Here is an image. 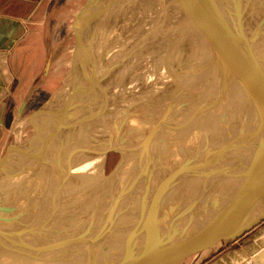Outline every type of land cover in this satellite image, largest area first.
I'll return each mask as SVG.
<instances>
[{
  "label": "water",
  "instance_id": "obj_1",
  "mask_svg": "<svg viewBox=\"0 0 264 264\" xmlns=\"http://www.w3.org/2000/svg\"><path fill=\"white\" fill-rule=\"evenodd\" d=\"M154 3L155 0H81L62 43L64 58L55 86L44 100L24 117L22 114L29 98L19 108L16 116L20 121L11 126V140L0 154V233L6 226L13 228L14 231H10V234L17 239L19 255L28 259H19V264H191L206 259L223 247L240 240L264 222V80L257 72L260 68L256 66L255 44L248 42L245 34L240 40L242 44L249 46L250 43L252 46L249 56L254 66L248 65L244 74L249 84L248 92L256 100L261 132L257 144L252 145L250 151L253 161L249 172L235 190L215 196L203 194L175 219L169 220L166 219L162 204L165 195H155L151 201L157 210L156 215L149 217V220L148 217L143 219L146 221L138 229V237L134 241L118 237L117 249L113 247L112 241L121 231L122 223H119L118 218L127 214L122 213V210L118 213L121 215L117 217L111 213L112 208H109L103 221H97L93 213L86 221L82 220L78 224L80 217L70 220L58 215L54 219L55 222H52L53 229L49 237L44 234L46 229L40 228L42 226L38 227L37 223L32 226V219H28L27 228L24 219H21L24 223L20 221L21 215L24 216L20 202L25 182L37 187L35 177L33 178L34 166H42L45 152L51 155L54 150L58 157L54 147H47V141L52 140L54 145L59 143L61 147L59 137L68 134V130L62 132L60 129L61 115L68 117L69 112L82 100L109 83L105 80L109 74L111 76L114 73L112 80L117 70H121V63L129 57L125 58V53L118 59L108 57L112 47L117 49V45L122 44L126 48L133 43L131 55L135 50L139 51L142 44L147 43L153 36L145 34L143 39L134 43L133 36L125 38L122 35V38H125L122 39L121 33L125 30L127 34L132 30L143 10H150ZM128 23L129 26H126ZM110 40L111 50L106 54V49L102 47L109 44ZM126 49L129 51V48ZM261 58L264 59V56L261 55ZM50 70L49 60L40 76L42 82L48 77ZM44 83L38 84L36 90H40ZM109 153L119 156L117 165L108 176L111 177L116 173L118 166L123 165L124 160L120 150L111 145L103 151L101 158H105ZM62 154H66L65 150ZM58 159L51 162L55 169L58 168ZM207 185L206 177L204 188H207ZM62 186L61 179V182L58 181V189L61 190ZM56 196H59L58 193ZM59 201L67 202L66 199L55 197L53 205L59 204ZM122 203L125 202L122 200ZM12 206L14 211L9 221ZM220 212L223 215L220 216ZM207 214H211L212 219L208 220L210 215ZM21 228H26L28 232L20 234ZM38 229L39 235L36 234ZM27 233L31 246L24 242L23 235Z\"/></svg>",
  "mask_w": 264,
  "mask_h": 264
},
{
  "label": "rangeland",
  "instance_id": "obj_2",
  "mask_svg": "<svg viewBox=\"0 0 264 264\" xmlns=\"http://www.w3.org/2000/svg\"><path fill=\"white\" fill-rule=\"evenodd\" d=\"M183 1L184 2L181 3L180 0H155V10L154 7H150L148 11L147 8H145L142 15L139 16V19L135 21V25H133L132 30H130L131 32L129 31L126 34L124 30L121 33L125 38L127 36H133L135 38L137 34V38L139 35H142L141 39H143L145 34L153 35L148 39L147 43L144 42L141 47L139 46L141 48L139 51L135 50L131 55L130 53L132 50L126 52L125 54H127V56L125 58H129L126 59L123 64L136 68L140 66L139 69H144L145 66L149 67V72L151 74L155 73L159 84L165 81L164 77L166 74L174 75L172 77V82H169V80L165 82L167 87H165L166 92L163 90L158 94V107L160 108V112H157L155 117L156 124L154 134L157 137H163L165 142H170V131L177 130V127H179L178 129H185L182 150L187 152V149H189L193 152V156L184 155V158L182 156L183 161L182 159L178 161L177 156L179 153H174L173 155L176 157L172 162V169L168 171V175H164L160 180L161 189H159V193L156 194L163 195L167 193L165 194L166 202L171 201V205L169 203L167 207L168 211L165 208L167 220L175 219L188 205H190V203L200 199L203 194L205 196L227 194L241 185L252 165L253 157L250 158L252 145L257 144L259 132H261L259 115L256 110V100L253 96L251 97L248 92L249 84L246 78L247 76L245 77L244 74L249 64L246 66L245 63H239L238 55L240 54L238 48L237 50L234 49V54L226 37L220 32V26L229 28L230 25L225 22L221 11L218 10L216 16H218L219 19H214L212 16L214 21H211V23L214 22V32H210L206 35L204 33L205 28L200 26L195 20H192L193 16L186 10L187 7L192 6L188 4L190 0ZM200 1L201 0H195L194 2L197 8H199L195 17H199V19L202 20L204 15L208 13V8L212 5V0H205V2L207 1V8L203 9L199 6ZM238 1L243 4L248 3V0ZM80 2L81 0H52L53 5H55L54 8L49 11L50 14L47 15L42 26L38 24V29L40 31L37 35L39 39L35 43L43 46V40H46L48 47L45 61L50 60L51 68L48 77H45L43 82L40 80V76L44 69L45 61H43L42 56L37 57L32 55L37 48L30 49L29 53H25V57L20 58V60H24V63L19 66V71L15 74L14 101L16 103L11 105L12 112L10 111L8 113L6 126L0 128V154L11 140V126L20 121V118H17L16 115L22 103L27 102L29 98L26 110H24L22 114V117H24L35 108L38 103L44 100L46 95L49 94L55 86L64 58V45L63 47L61 46L62 48L60 51L58 48H55L53 46L55 44L57 45L55 38L59 36L61 38L60 42L63 43L68 25ZM207 15L210 17L209 13ZM189 16H191L192 21L189 20ZM229 18L230 20H234L233 17ZM60 20H64L65 22H62L61 26H58ZM144 21H148L145 25L150 23V29H148L149 26L145 27L147 29L143 27ZM156 21L158 27H154ZM236 26L237 25L231 26L230 28L234 33L236 31L238 34L240 29ZM54 28L60 30L52 32ZM19 29L22 31V28ZM53 33H55V35L48 41L49 35ZM182 34L194 38L195 44H193V42L187 44L188 41L185 40L183 42H177L179 39H183L184 36ZM239 34L241 35L240 32ZM31 37L33 38V36ZM171 45H174V48H170ZM197 45L201 47V51H203V55H205V62H203L201 67L199 66V73L194 68L197 61L196 55H198L197 52H194ZM248 47L253 49L252 46ZM262 49L264 50V47ZM114 55L112 57H114ZM122 55H124V53H121V56ZM169 55L171 59H167L166 62L165 57ZM192 59L194 60V64ZM251 59L252 58H250V64L254 66ZM157 62H159L160 67ZM191 68H193L194 71H192ZM165 71L168 72L165 73ZM262 71L264 70L261 68L257 71L260 77L262 76L261 79L264 78V73ZM159 74L161 77L162 75L164 77H158ZM209 75H211L210 79L208 77ZM257 78L259 79V77ZM41 83H44V85L42 84V86H40L38 92L36 87ZM112 83L113 81H111V86ZM130 89L132 90L127 91L123 89L121 90L122 93L120 91L119 94L115 96V99L111 101L112 104L111 107H109L108 115H111V111L113 115L121 102L123 107L119 109V115L117 117L121 119V112H123L125 116H132V114L136 113L138 108L132 105L133 112H130V106L128 104L132 102L133 98L135 101L138 94L133 90H137L138 88L132 87ZM189 110L191 113H189ZM130 129L131 127L126 128V131H123L122 134L115 137L112 136L109 141H116L119 136L122 137L128 132L130 133ZM89 135H85L86 141L92 143L94 140ZM156 140L159 143V139ZM145 147L146 146L143 147L144 150L146 149ZM140 157L141 155L137 156L136 160L140 159ZM118 160L119 156L117 154L109 153L102 161H99L97 166L91 171V174L97 179L108 178L117 165ZM129 160L130 158L119 175L114 176V178L106 182L105 189L108 195L113 192L115 184L127 168ZM148 177H146V175L144 176L145 180L142 184L144 183V187L149 184L151 187L148 189H154L155 185L153 182L151 183L150 178V181H148ZM206 177L208 179V185L207 188H204V180ZM144 178H142V180ZM144 187L141 186V191L144 190ZM148 189H146L147 192L145 190L140 194L141 198L144 200V204L141 206H146L145 210H142L140 207V201H138L141 199L140 197L137 199L133 198L132 200V196L135 195L136 189L130 193L132 196L126 204L127 214L125 215V220H123L125 223L119 232L121 237L134 241L138 237V229H140L146 221L143 219L148 217L147 220H149V217L151 218L156 215L157 210L155 205L151 203V199L147 197L149 194ZM227 214L229 213H225V215ZM219 215L221 216L223 213L220 212ZM207 216H209L208 220L212 217L211 214H207ZM131 245H133V243H131ZM118 252L120 253V249H118ZM0 264H2V262Z\"/></svg>",
  "mask_w": 264,
  "mask_h": 264
},
{
  "label": "bare ground",
  "instance_id": "obj_3",
  "mask_svg": "<svg viewBox=\"0 0 264 264\" xmlns=\"http://www.w3.org/2000/svg\"><path fill=\"white\" fill-rule=\"evenodd\" d=\"M180 2L183 3L184 1L180 0ZM194 2L195 0H190V3L188 2V4L189 6L192 5L191 6L192 8L187 7L186 10L191 16H193L192 20H195L197 23H199L200 26L205 28L204 33L206 35H208V33L210 32L211 33L214 32L213 31L214 22L211 23V21H214L212 16L214 17V19L216 18L219 19L218 16H216V13L218 12V10H220L222 16L225 19V22L228 23L230 27L237 25L236 27L240 29L239 32L241 33V35L239 34V32L238 35L237 32L235 31L234 33V31L230 27L229 29L220 26L221 28L220 32H222L223 36L226 37V40L229 42L231 49H233L234 54H235L234 49L237 50L238 48V52L240 54L238 55L239 63L240 64L245 63L246 66L248 64L250 65L251 56H248V54L250 55L252 49L242 44L240 40L245 34V37L247 38L248 42L252 41V43L255 44L254 45L255 53L254 52L253 53L255 54L256 66H259V68L264 70V59L261 58V55L262 57L264 56V50L262 49L264 47V0H248V3L246 4L240 3L238 0H212V5L210 8H208V13L210 17L207 15L208 13H206L202 20H200L199 17L198 18L195 17L196 12L199 10V8H197ZM206 2L205 0H201L199 2V6L201 9L207 8ZM152 7H154L155 10V6ZM228 15L229 17H233L234 20H230ZM191 16H189L190 21H192ZM147 22L144 21L143 27L145 28L149 26L148 29H150L151 28L150 23L145 25ZM157 24L158 23L156 21L154 23V27H158ZM126 26H129V23ZM182 35L184 36L183 39H179L177 42H183L185 40L188 41L187 44L189 42H193V44H195L194 38H191V36L188 35H184V34ZM137 36L138 35L136 34L134 38L135 43L141 39L142 35H139L138 38ZM121 38H122V34H121ZM109 42H110L109 44H106L105 46L102 47V49L103 48L106 49V54L107 53L109 54V51L111 50L110 45H112V42L111 40ZM198 45L196 46V49L194 51L198 53V55H196L197 61L194 68L199 73L200 72L199 66L201 67L203 65V62H205L204 61L205 55H203L204 52L201 51V47ZM122 46H123L122 44L121 46L117 45L116 47L117 49L112 47V50L108 55V57L111 56L112 58V56L115 54L113 58L118 59L119 56H121V53H126V51L128 50L126 48H129V51H131L132 48L134 47L133 43L131 45L129 44L126 48ZM249 46H251L250 43ZM170 48H174V45H171ZM96 56L98 58V55ZM169 57L170 55L168 57H165L166 62L167 59L168 60L171 59ZM157 63L159 64V62ZM193 64H194V60H193ZM125 65L126 64L121 63L120 66L121 70L119 71L117 70L113 79L111 80V77L114 75V73H112L111 76L109 74L105 79L108 80L109 83L104 88L99 87L100 92L99 90L95 91V93L92 96L82 100L78 106H76L75 108H73L71 112H69V114L67 115L68 117H65V114L64 116L63 114L61 115V119L59 122L61 127L60 129L62 130V132L63 130L65 131L68 130L67 132L68 134L65 133L63 137L58 136L59 137L58 141L62 144V146L60 147L59 143L54 145V143L51 142L52 140L47 141V147L48 146L54 147L58 152V157L56 156L54 150L51 151L52 156L45 152L44 157H42V163H43L42 166L40 167L39 165H36L34 166V170H33V178L35 177L34 181L37 184V187H35L34 185L31 186L28 185L29 182L27 183V181L25 182L24 185V191H23L24 194L22 195L20 202L21 204L20 207L23 208L24 210L23 212L24 216L21 215L20 221L23 222V220L21 219H24V222L26 223L25 226L26 228L28 227V222L31 221L32 219L31 222L32 226L33 224L36 223L38 227L42 226L40 228H45L46 230L44 234H46V237H49L51 236V232L53 229L52 222L53 223L55 222L54 219L58 215L61 218H66V219L68 218L70 220H75L76 218L80 217L79 218L80 220L77 221L78 224L82 220L86 221L87 217H89L93 213L97 217L96 219L97 221L98 220L103 221L104 218L107 216V212L109 208H112L111 213L113 215L119 217L121 214L118 213L121 212V208L123 205L125 206L122 208V213L126 214L127 213L126 204L132 196L130 195V193L136 189L135 190L136 193L134 196H132V200L133 198L135 199H137L138 197L141 198L140 194L149 187H151V185L149 184L146 185L145 187H144V183L142 184V182L145 180L144 178L145 175L146 177L149 176L148 181H150L151 179V183L153 182V184L155 185L154 189L152 188L148 189L149 194L147 195V197L148 199L152 200L155 197V195H157L156 193H159V189H161V183H160L161 178L164 175H168V171L172 169V162L176 157L173 154L179 153L177 156L178 161H181L182 156L184 158V155L193 156V152L191 150L187 149V152H184L182 150L183 148L182 145L184 143L183 141L184 135H182V133H184L185 129H178L179 127H177V130L170 131L169 137L171 138L170 141L171 143L168 141L165 142L163 137L162 138L157 137L154 134L155 133L154 128L156 124L155 117L157 112H160L159 111L160 108L158 107L159 106L158 94H160L161 91L163 90L166 92L165 89L167 87L165 85V82L168 80L169 82H172L173 81L172 77L174 75L172 76L166 74L165 77L163 75L161 77V75L159 74L158 77L159 76L161 78L164 77L165 79V81L162 82V84L161 83L159 84L158 79H156L155 73L151 74L149 72L148 70L149 67L145 66L144 69H139L140 66H137L136 68V67H131L129 65L126 66ZM191 69L192 71H194L193 68ZM166 72L168 71H165V73ZM262 72L264 73V71ZM208 77L210 79L211 75H209ZM111 81H113L112 86H111ZM132 87L138 88L137 90H133L136 91V94H138V96L135 98V101L133 100L134 99L133 98L132 102H130V104L128 105L130 106V112H133L132 105L133 106L135 105L136 108H138L136 113L132 114V116H128V115L125 116L123 112H121V119L117 117L119 115L118 114L119 109L123 107L122 106L123 104L121 102L119 103L116 112L112 115V111H111V115H108L109 107H111L112 104L111 101L115 99V96L119 94V92L123 89H126L127 91H131L132 89L130 88ZM189 113H191L190 110ZM56 125H58V122L56 123ZM129 127H131L130 133L128 132L122 137L119 136V138H117L116 141H109L112 136L115 137L122 134V132L126 131V128ZM55 129L57 130V127ZM175 129H176V125H175ZM85 135L87 136L89 135L94 141L92 143L86 141ZM156 139H159V143L157 142ZM69 142L71 144H69ZM109 145H111L112 147H116L120 150V153H122V158L124 160V163L123 165L120 164L118 166L117 171L113 176L108 178H98V179L96 177L94 178L93 175L91 174V171L95 166H97L99 161H102L104 159L101 158V154ZM144 146H146L145 150L143 148ZM64 150L66 154H62ZM139 155H141L140 159L136 160L137 156ZM53 156H55V158ZM57 158H59L58 159L59 164H58V168L55 169L52 163L53 160ZM129 158L130 160L127 165V168L117 180L113 192L110 195H108L105 189L106 182L108 180H111V178H114V176L119 175L121 173L124 165L126 164ZM39 167L43 169V172H41L42 169L40 170ZM52 172L53 175L50 176ZM40 176L42 177L40 178ZM142 178L144 179L142 180ZM61 179L63 180V186L62 189L60 190L58 189V181L61 182ZM48 183L49 185L47 186ZM141 186L144 187L143 191H141ZM57 193L59 195L58 197L56 196ZM165 194L167 193H164V195ZM55 197L62 200L66 199L67 202L59 201L58 202L59 204L53 205V200ZM159 199L161 200L162 197ZM122 200L123 202H125L122 203L123 205L121 204ZM138 201H140L141 209L145 210L146 206L143 207L141 206L142 204H144L143 198L139 199ZM170 202L171 201L166 202V195H165V199L162 200V204L164 206V209L166 208L167 211H168L167 207ZM13 206L11 208V212H9L10 213L9 221L13 216V211H14ZM28 219L30 220L28 221ZM123 220H125V215L122 217L120 216L118 218V221L120 224L122 223V226L125 223L123 222ZM7 224H9V222ZM26 228L23 229L21 228L20 234L25 233L24 231L28 232ZM10 231L13 232L14 231L13 228L11 229L9 226H6L4 230L0 233V263L2 262V264H19V259L22 260L24 259V257L22 258L21 255H19L20 254L19 247H16L17 239H15L16 237L10 234ZM38 233H39V229L36 234L39 235ZM27 235L29 234L27 233L26 235H23L25 236L24 242L27 243L29 246H31L30 241H28L29 238ZM115 237L116 239L113 240L112 242H113V247L117 249V243H119L118 242L119 240L117 238L121 236L119 235V233H117ZM34 240L33 243H35ZM28 250L30 251L31 249ZM24 260L28 261L27 258Z\"/></svg>",
  "mask_w": 264,
  "mask_h": 264
},
{
  "label": "crops",
  "instance_id": "obj_4",
  "mask_svg": "<svg viewBox=\"0 0 264 264\" xmlns=\"http://www.w3.org/2000/svg\"><path fill=\"white\" fill-rule=\"evenodd\" d=\"M54 6L52 0H0V128L6 126L8 113L12 112L11 105L16 103L15 74L24 63L20 58L25 57L30 49L37 48L32 55L42 56L45 61L48 47L46 40H43V46L35 42L39 39L38 24L42 26ZM62 22L65 21L60 20L58 26ZM58 30L60 29L54 28L52 32ZM53 35L55 33L49 35L48 41ZM55 41L57 45L53 46L60 51L61 38L56 36ZM194 264H264V222L240 240Z\"/></svg>",
  "mask_w": 264,
  "mask_h": 264
}]
</instances>
